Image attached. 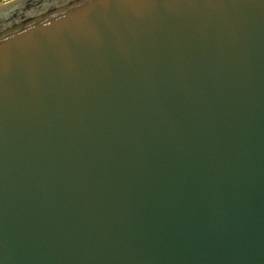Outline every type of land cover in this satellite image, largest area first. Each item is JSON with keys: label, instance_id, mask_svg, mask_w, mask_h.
Returning a JSON list of instances; mask_svg holds the SVG:
<instances>
[{"label": "water", "instance_id": "1", "mask_svg": "<svg viewBox=\"0 0 264 264\" xmlns=\"http://www.w3.org/2000/svg\"><path fill=\"white\" fill-rule=\"evenodd\" d=\"M0 264H264V0L0 3Z\"/></svg>", "mask_w": 264, "mask_h": 264}, {"label": "rangeland", "instance_id": "2", "mask_svg": "<svg viewBox=\"0 0 264 264\" xmlns=\"http://www.w3.org/2000/svg\"><path fill=\"white\" fill-rule=\"evenodd\" d=\"M6 1H9V0H0V3H2V2H6Z\"/></svg>", "mask_w": 264, "mask_h": 264}]
</instances>
